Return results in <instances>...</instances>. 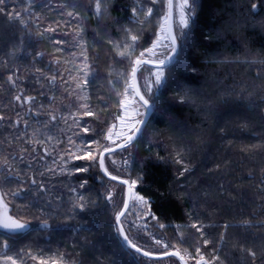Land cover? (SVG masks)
Here are the masks:
<instances>
[{
	"label": "trees",
	"instance_id": "1",
	"mask_svg": "<svg viewBox=\"0 0 264 264\" xmlns=\"http://www.w3.org/2000/svg\"><path fill=\"white\" fill-rule=\"evenodd\" d=\"M35 1L49 8L47 15L43 7L34 9L55 29L47 38L40 37L45 30L39 32L34 23L25 26L10 19L12 3L0 5V191L11 213L30 224L19 233L0 228V264L4 256L14 257L17 264L61 258L62 264H181L177 257L150 259L130 249L116 222L125 186L103 176L96 164L77 172L82 161L56 162V147L66 152L58 145L64 129H53L50 121L38 126L35 99L25 109L15 101L17 96L40 97L41 92L63 100L56 85L59 65L51 59L52 39L67 38L72 23L85 27L80 49L94 71L87 103L99 119L85 117L81 124L94 130L88 142L109 145L103 133L122 114L116 92L123 90L131 69V61L117 54L116 44L123 50L131 43L125 31L130 29L140 37L137 55L151 46L164 7L151 0H111L108 12L97 16L95 0H72L69 12H75V21L65 8L53 6L59 0ZM134 7H152L153 16H133ZM184 31L187 38L175 26L179 52L164 67L161 86L152 83L148 92L146 81H154L155 68L144 65L139 71L140 89L154 105L142 134L107 157L110 173L129 180L143 177L134 190L150 200L156 217L145 231L138 224H124L126 232L154 253L178 249L195 256L199 248L212 264H264V0H196L191 27ZM158 56L165 55L158 50ZM27 73L31 79L25 85H14L12 75L19 81ZM53 76L55 85L50 83ZM15 118L26 121V130L15 126ZM99 176L104 183L94 182ZM81 203L83 209L77 206ZM216 256L219 260L214 261Z\"/></svg>",
	"mask_w": 264,
	"mask_h": 264
},
{
	"label": "snow or ice",
	"instance_id": "2",
	"mask_svg": "<svg viewBox=\"0 0 264 264\" xmlns=\"http://www.w3.org/2000/svg\"><path fill=\"white\" fill-rule=\"evenodd\" d=\"M5 0H0V5H3ZM111 0H95V13L97 16H100L104 13L108 12L109 5ZM153 5L160 3L164 7V14L159 17L158 20V31L155 33V39L153 40L151 46L144 48L136 54V45L140 39L138 34H131L130 29H125L126 32L130 34L131 43H125L123 45V50H120V44H116L117 54L122 57L129 59L131 61V69L130 72L124 79V87L122 91H117L116 95L120 97L118 101V107L121 109L122 114L115 117V121L111 123L106 131L103 133V139L109 141V145H102L99 140H92L90 142H82L81 144H77L72 140L71 137L68 138V143L75 148V152L71 149H68L65 153L70 158L75 160H89V161H98L100 169L104 172L106 176H108L111 180H119L121 184L127 185L128 199L124 201V208L122 211L118 212L116 215V222L119 227L117 231L123 237V240L126 242L127 246L134 249L137 253L142 252V249L133 242L132 239L129 238L127 234H125L124 228L121 223V217L125 215V212L129 207V200L143 206L145 211H148V200L145 199L144 196L139 195L134 189L137 187L138 183H141L143 180L142 176H137L134 180L128 179H120L117 176L109 173L108 169L105 167V154H111L116 149H126L133 144V141L138 139L139 134L142 132V126L146 125V120L144 117L147 115L148 111H150L154 105L149 103V100L145 98V95L141 92L140 87L137 84V73L140 71L141 67L144 65H152L155 68V71L152 72V75L155 77L154 81L148 82L147 91L151 92V84L154 83L157 87L161 86L164 83V66L172 64L176 59L177 53V35L174 33L173 28L174 25L179 27L180 36L182 38H187L189 35L188 32H185V29H190L191 22L193 18V14L195 12V3L196 0H151ZM252 9L255 12L257 9V5L253 4ZM4 9L0 8V12H3ZM133 16L142 15L145 20L153 16V8L148 7L146 11H141L138 8H132ZM69 16H72L73 13L69 12ZM10 19H20V13L9 14ZM143 23V21H139ZM46 31H55V29L49 28ZM57 44L62 43V41H56ZM161 48L169 49L171 55H165L164 58H159L158 50ZM59 51V49H57ZM85 61L87 60V56H84ZM88 64L85 63L83 68L80 71L84 74V79L81 82L76 84L77 88H83L88 84L87 76L90 74L88 71ZM123 75V74H121ZM11 80V77H9ZM56 77H51L52 81H55ZM82 100L87 101L89 98L87 95L79 97ZM17 100H20L21 97L17 96ZM34 100V97H26L25 102L31 103ZM143 108L145 111H141ZM103 111V109L101 110ZM85 117H95L99 119V114L94 111L88 103H83L79 105V111L74 116V124L80 129V133L85 135L93 132V129H90L87 126H81L79 124L80 119ZM55 119V116L52 117ZM119 141V143H118ZM95 145V148L92 146ZM115 145V147H112ZM63 155L61 156V160H63ZM180 163V161H177ZM115 163V162H113ZM125 165L128 164V161H124ZM188 169H185L187 171ZM77 172H87L88 168H77ZM32 183H36L35 180ZM87 181L80 185L81 188L84 187ZM18 193H13V195H17ZM84 198L81 196L79 200H83ZM107 199L111 200V195L107 197ZM79 208L83 209L84 204H78ZM0 207L3 208V211H0V228H3L9 232H21L27 228V224L21 222L18 219H14L12 216L7 214V204L4 203V194L0 193ZM154 219L156 217H153ZM45 226H47L45 224ZM161 228L164 227L163 224L160 225ZM192 227H197L196 225H192ZM200 229L197 228V231ZM183 238V237H181ZM223 239V237H221ZM205 245L208 244V241L204 242ZM157 245H162L164 248H168L167 244H162L160 240H156ZM4 247L7 248L8 245L5 242ZM142 254L146 257H152V253L148 251H143ZM249 254L255 258L256 253L252 250H249ZM163 255L165 256H176L180 259L181 264H188V261L185 259L187 256L189 259L195 261V264H212L211 261L207 260L203 253H201L200 249L197 248L196 255L193 256L191 253L185 250L184 254L181 251L176 250L172 252H165ZM198 257V258H197ZM33 260H36L37 257L32 256ZM213 260H219V257L216 256ZM4 264H17V259L12 256H4L3 257ZM39 264H62L61 259H40ZM222 264V262H221Z\"/></svg>",
	"mask_w": 264,
	"mask_h": 264
},
{
	"label": "rangeland",
	"instance_id": "3",
	"mask_svg": "<svg viewBox=\"0 0 264 264\" xmlns=\"http://www.w3.org/2000/svg\"><path fill=\"white\" fill-rule=\"evenodd\" d=\"M7 2L12 3L14 5L13 14L20 13V20L25 26H28L29 23H31V24L34 23V25L37 28H39V32L42 30H45L39 34L40 37L47 38V36L51 35V31H46V29H44V28H47V29H49V28H48V25L45 24L44 21L41 19V17H42L41 11L40 10H34L35 7H37V5H38L39 9L43 7L44 13L47 15L49 8L47 10L45 3L43 5L42 3L37 2L35 0H5L4 4H7ZM72 3H74V2H72V0H59V1H55L53 6H61L62 8H65V10H67L66 15L69 16L68 15L69 9H71L73 7V6H70ZM71 13H73L72 16L74 17L72 20H75L77 15L75 14V12H71ZM69 20H71L70 17H69ZM70 25H72V26L70 27L69 31L67 32L68 35L66 34L67 38H65V39H54L53 38L52 39L53 47L51 48V51H53V53L55 52V55L51 59H52L55 66L59 65L57 67L59 70L58 84L57 85L61 89V91H58V94H60V97L62 99H65L67 104H71L73 98H74V103H75V99H76L77 100V107L76 108L79 110V105L88 102V100L85 101V100L80 99L79 97L87 95V97L89 98V96H88V93H89L88 92V85H86L83 88H77L76 87V84L78 82H81L84 79V74L82 71H80V69L83 68V65L85 64V60L83 58V54L85 53V51L80 49L82 46L80 44L82 34L80 35V33H83V31L85 30V27L84 28H81V27L77 28V26H75V24H73V23ZM80 30H81V32H79ZM56 41H62V43L57 44ZM57 49H59V51ZM159 53H161L162 55H166V54L169 55L170 50L165 49V48H161V49H159ZM56 54L58 55V57L56 56ZM87 64L89 66L88 71L90 73L87 76V80H88L89 77L94 73V71L91 68L90 62ZM48 75L51 76V74H49V73H48ZM11 77H12V82H16V83H14V85H25L24 82L31 79L30 74H28V73L23 74L21 76V78H19L20 79L19 81L15 75H12ZM77 109H75V111H72V109H69V111H67V113H69V114L76 113L77 114V112H78ZM141 111H145V110L143 108H141ZM118 143H119V141H118ZM109 157L113 161L117 160L116 156H109ZM73 160H75V159H73ZM116 188H117V186H113V189H116ZM20 189L23 190L24 186ZM122 189L125 192V188H122ZM28 190H31V187H28ZM134 191L137 192L136 190H134ZM138 194L141 195L140 193H138ZM141 196H143V195H141ZM145 199H147L149 202L148 211H145V208L143 206L132 201L131 207H130L128 214H127V218L126 219L124 218V220H123L125 225L130 227L131 226L130 224H138V226L141 227L140 228L141 230H144V231H145V229L147 230V227L149 226L148 223L151 224L153 219H154L153 217H155V216H153L152 211L150 209V206H151L150 200L147 197H145ZM59 200H60V197H59L58 201ZM23 209L24 208H22V210Z\"/></svg>",
	"mask_w": 264,
	"mask_h": 264
},
{
	"label": "flooded vegetation",
	"instance_id": "4",
	"mask_svg": "<svg viewBox=\"0 0 264 264\" xmlns=\"http://www.w3.org/2000/svg\"><path fill=\"white\" fill-rule=\"evenodd\" d=\"M50 83L52 85H55L56 81H52L50 79ZM19 93L23 94V90L20 89ZM39 95H40V97L35 96V98H34L38 104L37 108L36 107L35 108L40 111V115H39L40 119H38V121H37L39 127H41V128L44 127L46 125V122L50 121L51 122L50 124H51L53 129L56 128L57 126H60L62 129H64L65 133L63 134L62 137H60L58 145L63 146L66 149V152L68 149H71L73 152H75V148L68 143L69 137H71L72 140L75 141L77 144H81L82 142H88L87 135H85L83 133L76 135V133L80 132V129L73 122L74 116L76 115V113H71V114L65 113V114H63L60 111V110L69 111V109H72V111H75V109H77L76 108L77 107V100L76 99H75V103H74V98H73L72 103L67 104L65 99H63V100L57 99L56 97H54V94L53 95L51 94V96H49V97H45L44 96L45 93L41 92ZM15 101L19 103V105L22 109H25V103H27V102H25V98L22 97L20 100L15 99ZM56 101H58V103H56ZM74 105H75V107H74ZM29 110H32V108L30 107ZM35 116L37 117L36 114H35ZM53 116H55L54 120L52 119ZM81 121H83V119H80L79 124L81 126H85L84 124H81ZM84 121H85V118H84ZM15 126L16 127L22 126L23 129L26 130L27 123H26V121H21V120H18L17 118H15ZM94 148H95V145H94ZM43 151L46 152V148H43ZM66 152L62 151L60 147L59 148L56 147V149L54 150V155H53L54 160H56V162H58L59 160H61V156L63 155V157H64L63 160H65L68 163V161L71 160L72 158H70L68 155H66L65 154ZM107 157H108V155L105 158V165H106V168L108 169ZM76 161H82L84 163V166L81 168H84L85 166H90V165L96 164V166L98 165V168L101 171L99 164H98V161H89V160H76ZM73 163H74V161L72 159V162H70L68 164L70 165ZM108 171H109V169H108ZM102 175L105 176L103 173H102ZM94 182L95 183H104L105 179L103 177L99 176L97 179L94 180ZM6 204H7V202H6ZM2 210H3V208H2Z\"/></svg>",
	"mask_w": 264,
	"mask_h": 264
},
{
	"label": "water",
	"instance_id": "5",
	"mask_svg": "<svg viewBox=\"0 0 264 264\" xmlns=\"http://www.w3.org/2000/svg\"><path fill=\"white\" fill-rule=\"evenodd\" d=\"M173 31H174V33H175V25H174V28H173ZM176 34V33H175ZM179 52V42H178V38H177V53ZM169 55H171V52H170V54ZM170 65V64H169ZM169 65H166V66H164V67H167V66H169ZM148 66H151V67H154V66H152V65H148ZM143 67V66H142ZM141 67V68H142ZM137 84H138V86L140 87V85H139V72L137 73ZM141 90V89H140ZM142 92V91H141ZM146 98V97H145ZM147 99V98H146ZM149 103L150 104H152L150 101H149ZM153 111H154V107L150 110V111H148V113H147V115L144 117V119L146 120V124H147V122H148V120L150 119V117H151V115H152V113H153ZM145 126L146 125H144V126H142V132H143V130H144V128H145ZM142 132L139 134V136H138V138L140 137V135L142 134ZM135 141H137V140H135ZM135 141H133V143L135 142ZM112 147H115V145H113ZM120 150H122V149H116L114 152H112L111 154H113V153H115V152H117V151H120ZM107 155H110V154H105V158H106V156ZM105 167H106V165H105ZM101 172L104 174V172L101 170ZM110 173V172H109ZM105 175V174H104ZM112 175H114V174H112ZM106 176V175H105ZM114 176H116V175H114ZM108 179H110L108 176H106ZM117 177H119L120 179H127L126 177H120V176H117ZM111 180V179H110ZM129 180V179H128ZM112 181H114V182H117V183H120L119 182V180H112ZM121 184V183H120ZM122 185H124V184H122ZM125 186V200L126 199H128V192H127V185H124ZM0 193H1V191H0ZM124 200V201H125ZM4 203H6V201H5V199H4ZM131 204H132V201L131 200H129V207H128V210L125 212V215L128 213V211H129V209H130V207H131ZM123 208H124V204H123V206H122V208H121V210L120 211H122L123 210ZM3 211V210H2ZM119 211V212H120ZM7 214L8 215H10V216H12L14 219H18V220H20L21 222H23V223H26L27 224V228L26 229H24L23 231H21V232H25V231H27L29 228H30V224L28 223V222H26V221H24V220H22V219H19V218H17L16 216H14L12 213H11V211L7 208ZM125 215L124 216H122L121 217V223H122V226H123V228H124V231H125V234H127V232H126V229H125V226H124V223H123V218L125 217ZM118 227H119V225H118ZM2 230H5V229H3V228H1ZM5 231H7V230H5ZM7 232H9V231H7ZM10 233H19V232H10ZM128 235V234H127ZM121 238H122V240H123V237L121 236ZM123 242L126 244V242L123 240ZM127 245V244H126ZM140 247V246H139ZM130 248V247H129ZM141 249H142V252L143 251H148V250H146V249H144V248H142V247H140ZM130 249H132V248H130ZM132 250H134V249H132ZM176 250H178V249H172V250H168V251H164V252H160V253H154V252H150V251H148V252H150V253H152V257L150 258V257H147V258H150V259H156V260H162V259H166V258H169V257H176V256H171V255H169V256H165V255H163L165 252H172V251H176ZM135 251V250H134ZM142 252H140L139 254L140 255H142V256H144L143 254H142ZM144 257H146V256H144ZM178 258V257H177ZM179 259V258H178ZM185 259L188 261V259L185 257ZM207 259V258H206ZM180 260V259H179ZM208 260V259H207ZM188 264H190V262L188 261Z\"/></svg>",
	"mask_w": 264,
	"mask_h": 264
}]
</instances>
